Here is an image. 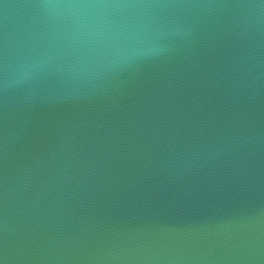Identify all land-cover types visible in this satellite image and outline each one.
<instances>
[{
    "label": "water",
    "instance_id": "obj_1",
    "mask_svg": "<svg viewBox=\"0 0 264 264\" xmlns=\"http://www.w3.org/2000/svg\"><path fill=\"white\" fill-rule=\"evenodd\" d=\"M0 264H264V0H0Z\"/></svg>",
    "mask_w": 264,
    "mask_h": 264
}]
</instances>
